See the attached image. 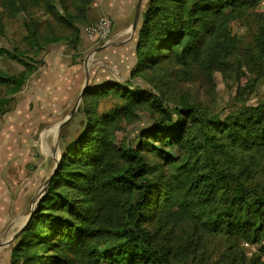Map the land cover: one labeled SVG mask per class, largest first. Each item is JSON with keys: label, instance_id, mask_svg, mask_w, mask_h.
Here are the masks:
<instances>
[{"label": "trees", "instance_id": "1", "mask_svg": "<svg viewBox=\"0 0 264 264\" xmlns=\"http://www.w3.org/2000/svg\"><path fill=\"white\" fill-rule=\"evenodd\" d=\"M93 2L0 0L10 15L24 13L29 47L12 52L0 45V56L25 66L18 74L0 71L11 96L35 70L29 50L37 54L62 40L79 45ZM258 4L146 1L128 78L87 87L82 129L11 243L9 264H195L210 237L228 244L215 264H264V246L250 257L242 248L264 242V99L247 103L264 80ZM233 23L246 33H234ZM218 72L238 82L225 116L177 95L181 82ZM107 101L113 105L100 109ZM141 110L151 124L120 139L117 132Z\"/></svg>", "mask_w": 264, "mask_h": 264}, {"label": "rangeland", "instance_id": "2", "mask_svg": "<svg viewBox=\"0 0 264 264\" xmlns=\"http://www.w3.org/2000/svg\"><path fill=\"white\" fill-rule=\"evenodd\" d=\"M146 1L142 0L140 10ZM137 2L138 0H135L133 3L134 15ZM121 6L120 0H94L89 7V21L80 25L81 41L78 46L75 47L68 40H62L44 46L37 54L29 50L27 60L33 62L35 70L22 89L11 96L8 89L0 85V187L6 191L8 200L11 196V217L6 228L0 232V235H3L0 245L7 241L4 237L8 239L11 236L13 242L14 236L25 226V220L35 207L46 182L53 176L66 144L81 131L85 120L84 114L79 110L82 98L76 112L61 127L59 124L69 116L83 88L86 86L87 89L88 86L109 80L125 81L128 78L120 76L118 64H114L112 59L113 52L104 47L122 45L116 42L127 37L126 34L114 37L120 26L125 28L129 25L119 23L115 27V14H121ZM257 8L264 11V0H259ZM134 15L132 14L129 21L130 26ZM101 16L111 18V34L106 42H93L88 38L86 30ZM24 18V13L10 15L0 6L2 47L12 52L22 47L29 48L23 42L26 33ZM44 28L47 29L46 26ZM232 30L238 35L246 33V27L240 23H233ZM24 67L17 59L0 56L2 72L18 74ZM237 89V80L231 75L225 77L218 72L211 79L200 76L192 82H181L177 95L191 97L210 114L225 116L237 101ZM10 97L12 100L4 105V101ZM262 99L264 80L247 103L254 105ZM112 105L111 101H107L100 105V109L106 110ZM137 114L139 118L136 122L117 132L120 139H134L141 130L151 124L152 118L147 111L141 110ZM14 219L17 221L12 224ZM10 227L12 231H9ZM11 243L0 253V264H9ZM227 245L225 239H205V248L201 252L205 258L199 263L198 257L195 264H215L219 252ZM242 246L250 257L258 252L260 246H264V242L261 245L243 243Z\"/></svg>", "mask_w": 264, "mask_h": 264}, {"label": "crops", "instance_id": "3", "mask_svg": "<svg viewBox=\"0 0 264 264\" xmlns=\"http://www.w3.org/2000/svg\"><path fill=\"white\" fill-rule=\"evenodd\" d=\"M122 1L121 6V14L118 16L115 14V27L121 23V24H129L126 25L127 27L124 28V26H120L119 29L116 31L115 36H121L123 34H126L125 39H121L120 41H117V44H122L118 46H104L108 49H111L113 52V61L114 64H118V71L120 76L122 75V78H127L129 76L130 70L135 64V44H136V38H137V29L135 32H131L130 29V23L129 21L132 18V14L134 15L133 11V3L135 0H120ZM136 4V3H135ZM126 32V33H125ZM129 33V34H128ZM106 49V48H105ZM121 71V72H120ZM10 197L9 200L6 196V191H3V189L0 187V232L3 231L4 228H6L7 223L10 221L11 217V210H10ZM9 211V215H8ZM17 219H14L13 223H16ZM12 231V227L9 228V231ZM3 235H0V241H3ZM5 240H8L7 237H4ZM4 240V241H5ZM8 245H0V253L3 251L4 247Z\"/></svg>", "mask_w": 264, "mask_h": 264}, {"label": "built area", "instance_id": "4", "mask_svg": "<svg viewBox=\"0 0 264 264\" xmlns=\"http://www.w3.org/2000/svg\"><path fill=\"white\" fill-rule=\"evenodd\" d=\"M112 20L108 16H101L91 23L86 30L88 38L93 42H106L111 34Z\"/></svg>", "mask_w": 264, "mask_h": 264}, {"label": "water", "instance_id": "5", "mask_svg": "<svg viewBox=\"0 0 264 264\" xmlns=\"http://www.w3.org/2000/svg\"><path fill=\"white\" fill-rule=\"evenodd\" d=\"M141 2H142V0H138V2H137V6H136V11H135V15H134V18H133V21H132V24H131V26H130V31L131 32H135V30L137 29V26H138V22H139V15H140V8H141ZM87 83V82H86ZM86 91V86L83 88V90H82V92H81V94H80V96H79V99H78V102H77V104L75 105V107L73 108V110L71 111V113L69 114V116L68 117H66L62 122H60V124H59V127H61L73 114H74V112H76V110H77V108H78V105H79V102H80V100H81V98H82V95L84 94V92ZM60 160V159H59ZM57 166V165H56ZM52 177V176H51ZM51 177H50V179L46 182V184H45V186H44V188H43V192L41 193V195H40V197L37 199V202H36V205H35V207L33 208V210L31 211V213L28 215V217L26 218V220H25V224L28 222V220L30 219V217H31V215H32V213H33V211L36 209V207L38 206V204H39V202H40V200H41V198L43 197V195L46 193V191H47V189H48V185H49V182H50V180H51ZM23 229V228H22ZM22 229L20 230V232L22 231ZM17 237V235H15L14 236V238H16ZM12 242V237L10 236L9 238H8V240L5 242V244L4 245H10V243ZM3 245V246H4Z\"/></svg>", "mask_w": 264, "mask_h": 264}]
</instances>
